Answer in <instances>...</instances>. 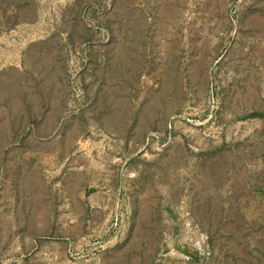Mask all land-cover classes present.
Here are the masks:
<instances>
[{
	"label": "rangeland",
	"instance_id": "374dc122",
	"mask_svg": "<svg viewBox=\"0 0 264 264\" xmlns=\"http://www.w3.org/2000/svg\"><path fill=\"white\" fill-rule=\"evenodd\" d=\"M0 264H264V0H0Z\"/></svg>",
	"mask_w": 264,
	"mask_h": 264
}]
</instances>
